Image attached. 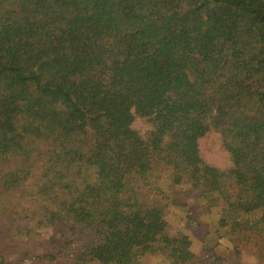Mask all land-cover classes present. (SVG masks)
I'll use <instances>...</instances> for the list:
<instances>
[{
    "label": "trees",
    "instance_id": "16d2710c",
    "mask_svg": "<svg viewBox=\"0 0 264 264\" xmlns=\"http://www.w3.org/2000/svg\"><path fill=\"white\" fill-rule=\"evenodd\" d=\"M210 129L225 169L201 156ZM0 160L32 260L192 262L164 188L189 222L186 199L224 203L208 255L262 231L264 0H0Z\"/></svg>",
    "mask_w": 264,
    "mask_h": 264
},
{
    "label": "rangeland",
    "instance_id": "374dc122",
    "mask_svg": "<svg viewBox=\"0 0 264 264\" xmlns=\"http://www.w3.org/2000/svg\"><path fill=\"white\" fill-rule=\"evenodd\" d=\"M136 127L139 131H145L149 128V124L144 121L137 123ZM30 146L35 152L37 148L45 150V145L39 141L32 139L30 140ZM200 152L203 160L212 166L219 169L227 168L231 161L229 153L224 149L219 134L210 129L203 137L199 140ZM16 160H0V172L4 173L8 169H11L16 165ZM41 183V181H38ZM166 198L162 199L165 203H173L167 207L166 218L174 230L181 229L188 233L191 241L190 248L194 252V260L192 262H187V264H211L212 258H219L221 264H264V229L262 231L253 233L247 232L245 238L240 243H223L219 245L216 252L214 253V245H211V258L209 255L211 252L207 250L208 238H211L214 234L215 222L219 219V213L222 212L224 208V203L219 200L215 206H212L210 202H197L194 200L186 199V210H188L190 215H193L192 222H189L184 214L183 207L179 206L178 203L170 202L168 200L169 195L173 193L171 189L164 188ZM3 198L4 194H2ZM10 196L13 200V207L8 208V210H14L17 205L16 199L20 198V203H23V198L30 196L32 199L35 197L34 192L31 195L27 194V190L21 189L19 191L11 192ZM1 197V196H0ZM0 199V211L5 204L2 203ZM201 205V206H199ZM205 208V211H204ZM203 209V210H202ZM6 211L0 216V264H74L68 259V253L65 254L64 251L57 253L59 255L53 261L47 259L32 260L28 256L29 253H39L42 249L44 239L40 240L38 234L40 230L33 232V240H23L21 233L24 232L25 220L14 221V215L9 214ZM21 222V223H20ZM18 229H16V227ZM65 229V228H64ZM50 230L48 229L47 232ZM68 231V230H67ZM210 246V244H209ZM235 246L238 249H235ZM29 252V253H27ZM25 253V255H24ZM138 264H169L162 263L161 258L157 255L143 254L138 261Z\"/></svg>",
    "mask_w": 264,
    "mask_h": 264
}]
</instances>
